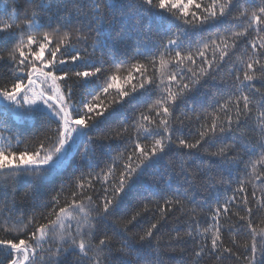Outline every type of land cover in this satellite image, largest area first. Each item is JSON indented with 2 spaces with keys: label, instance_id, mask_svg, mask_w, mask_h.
I'll use <instances>...</instances> for the list:
<instances>
[{
  "label": "snow or ice",
  "instance_id": "6c2138e0",
  "mask_svg": "<svg viewBox=\"0 0 264 264\" xmlns=\"http://www.w3.org/2000/svg\"><path fill=\"white\" fill-rule=\"evenodd\" d=\"M0 233V264H264V0L0 4Z\"/></svg>",
  "mask_w": 264,
  "mask_h": 264
},
{
  "label": "trees",
  "instance_id": "16d2710c",
  "mask_svg": "<svg viewBox=\"0 0 264 264\" xmlns=\"http://www.w3.org/2000/svg\"><path fill=\"white\" fill-rule=\"evenodd\" d=\"M10 4L11 3V0H0V4ZM209 195L208 192H204V191H201L199 194H198V199L199 200H204L207 196ZM173 223H176V221L174 220ZM139 229H137L138 231ZM4 235L3 233H0V236ZM239 240L243 241L244 239H246V237L242 234L240 237H238ZM167 251V250H165ZM180 253L179 252H175V253H172V252H168L167 255H165L164 259L166 261V264H179V261H180Z\"/></svg>",
  "mask_w": 264,
  "mask_h": 264
}]
</instances>
